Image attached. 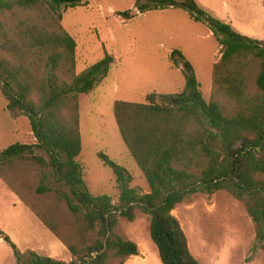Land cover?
Instances as JSON below:
<instances>
[{
    "label": "trees",
    "instance_id": "1",
    "mask_svg": "<svg viewBox=\"0 0 264 264\" xmlns=\"http://www.w3.org/2000/svg\"><path fill=\"white\" fill-rule=\"evenodd\" d=\"M85 3L0 0V91L8 112L28 118L35 139L34 144L14 143L0 152V180L23 202L31 192L53 193L71 218L63 225L53 209L27 205L67 248L71 260L21 252L0 229V240L11 247L15 264H125L139 256V249L119 234L120 220L131 223L137 214L147 217L161 264H201L173 211L192 204L197 195L216 192L244 206L255 245L264 252V41L242 35L196 0H136L135 12L118 13L131 19L180 9L207 28L221 57L212 67L208 101L191 63L173 50L170 61L182 69L184 79L180 93H151L145 103H114L119 136L149 191L131 188L129 171L98 152L115 177L119 195L117 200L94 196L77 161L82 151L78 97L105 79L115 60L105 53L76 73V42L62 27V13ZM48 169L59 188L47 187ZM31 174L38 180L36 188L28 184ZM61 226L76 236L75 243L67 242Z\"/></svg>",
    "mask_w": 264,
    "mask_h": 264
},
{
    "label": "rangeland",
    "instance_id": "2",
    "mask_svg": "<svg viewBox=\"0 0 264 264\" xmlns=\"http://www.w3.org/2000/svg\"><path fill=\"white\" fill-rule=\"evenodd\" d=\"M196 1L213 7L226 6V13L233 16L236 24L246 23L247 16L249 23L264 24V0ZM85 2L86 5L68 8L62 13V27L76 42V73L102 60L105 53L115 62L105 79L88 94L78 97L82 151L77 161L92 195L107 194L117 200L119 189L115 177L99 161L98 152L129 171L133 176L131 188L146 193L149 187L119 136L113 116L114 103H145L151 93H180L184 79L182 69L173 67L170 61L173 50H179L191 63L208 101L212 67L219 61L221 49L204 25L193 22L180 9L135 13L133 18L124 19L118 13L133 12L136 0ZM14 143L34 144L35 139L28 118L21 112H8L0 91V152ZM46 173L49 176L47 187L59 188L52 171L48 169ZM28 184L33 188L38 185L33 174L29 175ZM27 198L21 201L0 180V229L21 252L33 250L41 256L67 260V248L64 249L61 242L63 247L60 243L57 245L58 240L27 206L36 210L41 206L49 207L56 220L66 225L71 218L64 203L58 202L53 193L38 196L31 192ZM173 215L181 221L189 248L201 264H264V252L255 245L254 227L244 206L227 193L197 195L192 204H182ZM67 226H61L67 232V242L75 243L77 238L68 235ZM119 234L137 244L139 249V259H131L127 264H161L149 236L146 216L137 214L131 223L120 220ZM0 264H15L11 247L2 240Z\"/></svg>",
    "mask_w": 264,
    "mask_h": 264
},
{
    "label": "crops",
    "instance_id": "3",
    "mask_svg": "<svg viewBox=\"0 0 264 264\" xmlns=\"http://www.w3.org/2000/svg\"><path fill=\"white\" fill-rule=\"evenodd\" d=\"M199 4H201L203 7H205L213 16H215L216 18L225 21V22H229L232 24V26L242 35L254 39V40H258V41H264V27L260 21L259 22H252L249 23V17L247 16V18L245 19L246 23H242V24H236L234 21V18L231 14H227L226 10L227 7L224 6H217V7H213V6H208L203 2H200ZM221 49V48H220ZM221 57V54H220ZM220 59V58H219ZM10 191V190H9ZM11 192V191H10ZM13 193V192H11ZM14 194V193H13ZM15 195V194H14ZM181 206V205H180ZM179 207V206H178ZM177 217V216H175ZM178 218V217H177ZM179 220V219H178ZM182 226V225H181ZM60 241L58 240V244L59 245ZM54 245L55 248H58L59 246ZM60 246H62V244L60 243ZM63 247V246H62ZM64 249H66V247H63ZM33 251V250H32ZM67 251V249H66ZM68 252V251H67ZM69 254V253H68ZM39 255V254H38ZM41 256V255H40ZM44 257H49V258H53L56 259V256H44ZM147 258V257H146ZM146 258L143 259L142 261L145 262ZM131 259H139V257H131L130 259H128L126 261L125 264H127ZM59 260V259H56ZM71 260L70 254L67 260H59V261H63V262H69Z\"/></svg>",
    "mask_w": 264,
    "mask_h": 264
},
{
    "label": "water",
    "instance_id": "4",
    "mask_svg": "<svg viewBox=\"0 0 264 264\" xmlns=\"http://www.w3.org/2000/svg\"><path fill=\"white\" fill-rule=\"evenodd\" d=\"M238 145H239V143H238Z\"/></svg>",
    "mask_w": 264,
    "mask_h": 264
}]
</instances>
